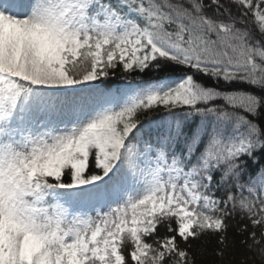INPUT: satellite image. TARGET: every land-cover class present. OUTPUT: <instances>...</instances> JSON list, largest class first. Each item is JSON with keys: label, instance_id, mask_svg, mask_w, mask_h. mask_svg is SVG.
<instances>
[{"label": "snow or ice", "instance_id": "obj_1", "mask_svg": "<svg viewBox=\"0 0 264 264\" xmlns=\"http://www.w3.org/2000/svg\"><path fill=\"white\" fill-rule=\"evenodd\" d=\"M237 215L264 264V0H0V264H196Z\"/></svg>", "mask_w": 264, "mask_h": 264}, {"label": "trees", "instance_id": "obj_2", "mask_svg": "<svg viewBox=\"0 0 264 264\" xmlns=\"http://www.w3.org/2000/svg\"><path fill=\"white\" fill-rule=\"evenodd\" d=\"M139 75V73L128 74L117 69L114 76L110 77L108 83H121L124 82L125 78L135 80ZM148 75H151V73H145L143 78H147ZM206 82L209 84L213 83L210 78ZM244 223H247V221L241 220L239 215L228 221V246L224 250L222 258L216 254L222 246L218 244L215 236L201 237L199 240L192 241V251L195 255L196 264H242L245 260H247L248 264H252L250 257H253V253L246 251L245 247L240 243L247 236V233L241 235L237 232V229ZM205 241L207 242L205 243Z\"/></svg>", "mask_w": 264, "mask_h": 264}]
</instances>
